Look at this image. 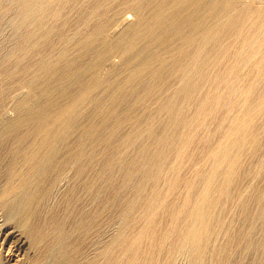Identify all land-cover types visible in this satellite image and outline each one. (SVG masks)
I'll use <instances>...</instances> for the list:
<instances>
[{
    "label": "bare ground",
    "instance_id": "obj_1",
    "mask_svg": "<svg viewBox=\"0 0 264 264\" xmlns=\"http://www.w3.org/2000/svg\"><path fill=\"white\" fill-rule=\"evenodd\" d=\"M251 1L0 0V264H264Z\"/></svg>",
    "mask_w": 264,
    "mask_h": 264
},
{
    "label": "rangeland",
    "instance_id": "obj_2",
    "mask_svg": "<svg viewBox=\"0 0 264 264\" xmlns=\"http://www.w3.org/2000/svg\"><path fill=\"white\" fill-rule=\"evenodd\" d=\"M244 1H248V2H252L251 0H244ZM254 1V0H253ZM261 2H262V0H260ZM259 0H255L254 2H260ZM10 33L8 32V31H6V33H4V35H1V37H0V52H1V50H3L4 48H6V44H8L9 43V41H10V38L11 37H9V36H11V35H9ZM7 37V38H6ZM8 37H9V39H8ZM2 40V41H1ZM5 40V41H4ZM8 40V41H7ZM7 41V42H6ZM4 42H6V43H4ZM6 45H4V44ZM2 45H4V47H2ZM1 47H2V49H1ZM30 49V48H29ZM30 53H33L32 51H30ZM118 61H119V59H118ZM3 65V66H2ZM9 67V64L8 63H0V80L2 79V77L5 75V73H6V71H8V68ZM2 73V74H1ZM212 74H214V72H210V75H212ZM4 246V247H3ZM9 247V245H6V243L4 242V241H2V240H0V252H3V251H5V250H7V248ZM180 264H185L184 262H181Z\"/></svg>",
    "mask_w": 264,
    "mask_h": 264
}]
</instances>
